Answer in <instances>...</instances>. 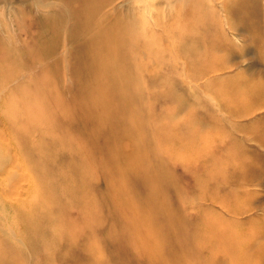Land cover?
I'll return each instance as SVG.
<instances>
[{
	"label": "rangeland",
	"instance_id": "374dc122",
	"mask_svg": "<svg viewBox=\"0 0 264 264\" xmlns=\"http://www.w3.org/2000/svg\"><path fill=\"white\" fill-rule=\"evenodd\" d=\"M72 3H0V264H264V0Z\"/></svg>",
	"mask_w": 264,
	"mask_h": 264
},
{
	"label": "crops",
	"instance_id": "0c3cea01",
	"mask_svg": "<svg viewBox=\"0 0 264 264\" xmlns=\"http://www.w3.org/2000/svg\"><path fill=\"white\" fill-rule=\"evenodd\" d=\"M4 1H7V0H0V3L1 2H4ZM20 1H26V0H20ZM64 1H66L68 4V8H73V7H77V6H80L79 4L78 5H76V4H73L72 2H75L76 0H64ZM23 6H27V5H23Z\"/></svg>",
	"mask_w": 264,
	"mask_h": 264
}]
</instances>
